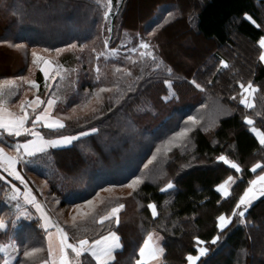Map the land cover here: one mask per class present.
Wrapping results in <instances>:
<instances>
[{
  "label": "trees",
  "instance_id": "obj_1",
  "mask_svg": "<svg viewBox=\"0 0 264 264\" xmlns=\"http://www.w3.org/2000/svg\"><path fill=\"white\" fill-rule=\"evenodd\" d=\"M103 11L95 0H0V40L9 41L0 44V80L17 79L21 83L8 102L10 110L19 112V101L25 96L32 99L40 95L46 101L55 93L59 99L51 115L63 119L66 127L48 130L39 125L37 130L45 139L77 135L91 127L98 129L71 145L20 162L17 168L33 194L53 221L65 227L70 242H75L85 236L98 238L109 228L108 224L101 229L91 222L72 227L75 205L115 184L111 191H100L99 199L104 203L97 204L96 211L103 214L117 203L125 205L120 225L111 226L124 245L115 253L116 264H133L139 245L152 230L163 237L162 264H186L187 255L195 253L196 236L210 250L197 264H264V197L253 201L244 218L247 223L234 219L221 233L216 221L220 213H231L248 182L259 173L251 172L252 164L264 163V146L244 122V116H250L254 126L264 130V63L259 60L258 44L264 36V0H113L107 20ZM21 18L23 22L18 23ZM187 33L189 38L181 42L188 53L181 48L174 51L175 40ZM141 38L152 46L158 61H164L160 71H153L150 59L141 61L139 52L126 58L125 49L136 46ZM105 39L109 41L108 49L116 48L118 54L97 60L92 49L107 53ZM192 39L205 46L201 56L190 51L195 49ZM73 42L77 48L60 55L43 52L44 48L65 47ZM13 44L24 46L16 48ZM80 45H86L83 51ZM32 48L62 65L63 79L57 76L55 81L49 80L51 89L44 87L43 73L32 63ZM220 60L227 61L229 67H220ZM97 65L100 81L96 80ZM167 67L173 69L170 76ZM116 68L121 71L116 72ZM21 76L36 80L39 89L20 82ZM165 79L172 81L171 91L176 93L169 100L163 99L170 95ZM193 79L205 90L195 88ZM249 80L260 89L254 94L253 109L239 103V82L247 84ZM100 87L112 91L101 93L102 105L93 100L91 107L97 109L93 114L83 107V102L91 98L85 93H95ZM233 95L236 100L231 99ZM202 104L206 107L201 108ZM76 105L81 107L73 113ZM188 115L203 120L189 133L186 147H173L164 155L163 142L184 126ZM17 140L23 142L22 137L0 136V143L8 149ZM157 146L162 151L148 164ZM222 154L240 164L242 171L238 173L217 161ZM136 175H142L144 183L135 192L120 186ZM228 175H233L236 183L230 187L229 197L224 198L216 186ZM9 179L23 190L19 181ZM169 180L175 189L161 192ZM9 195L10 185L0 179V218L8 222V227L0 230V245H14L15 241L20 246L14 264L27 260L23 256L25 246L44 249L28 261L39 264L41 258H47L42 221L21 217L13 227L11 220L15 217L9 214L14 211L7 203ZM152 202L157 205L155 218L147 208ZM29 211L38 216L31 206ZM218 234L220 240L213 245L212 237ZM3 259L0 253V264Z\"/></svg>",
  "mask_w": 264,
  "mask_h": 264
},
{
  "label": "snow or ice",
  "instance_id": "obj_2",
  "mask_svg": "<svg viewBox=\"0 0 264 264\" xmlns=\"http://www.w3.org/2000/svg\"><path fill=\"white\" fill-rule=\"evenodd\" d=\"M95 2L97 5L103 7L104 11L102 15L103 18L107 20L112 14L113 0H95ZM169 15H171V13H169ZM245 15L254 25L260 27L251 16ZM22 22V18L18 20V23ZM107 31L110 32L111 28H108ZM8 43L9 41L7 40H0V44ZM103 43L105 48L108 49V39H105ZM258 44L261 49L259 60L264 62V36L259 38ZM12 46L20 48L24 45L13 44ZM85 47L86 45H80V50L83 51ZM76 48L77 44L73 42L65 45V47H57L55 49L44 48L43 52L49 53L54 51L57 55H60L66 50ZM92 51L96 53L97 60H99L101 56L108 58L118 54V49L116 48L108 49L107 53L96 52L95 48H93ZM137 52H139V59L141 61L146 59L151 60L153 71L161 70L164 61L162 59L158 61L152 46L142 38L136 46L125 49L126 58L131 59L132 54H136ZM31 56L33 65L39 67L40 71L43 73L45 82L44 87L46 89H51L52 87V85L48 83L49 80L55 81L57 76L63 79L61 75L62 65H57L53 59L42 55L36 48H32ZM132 62L136 63V61ZM219 63L222 68L226 69L229 67L228 62L225 60H220ZM95 71L97 73L96 80L100 81V68L98 65ZM115 71L120 72L121 69L116 68ZM124 71L127 75H132L130 70L124 69ZM166 71L170 76L173 69L167 67ZM52 72H55V75H51ZM141 78L142 77H138L137 79ZM18 80L28 84L31 88L39 89V84L36 80L28 79V77L25 76L19 77ZM163 82L168 85L170 91V95L164 96L163 99L169 100L171 97L176 96V93L171 91L172 81L165 79ZM208 83H211V81ZM191 84L201 91L205 90L195 79L191 80ZM20 88L21 83H18L17 79L0 80V136L7 134L9 137L23 138V143L17 140L14 144L10 145L14 153L12 155H9L4 147H0V170H2V172H0V179L5 180L7 184L10 185V195L7 197V203L10 205L11 209L14 210L9 214L15 217L11 220V225L15 227L21 217L28 221H32L33 219L42 221V227L47 237V258H41L39 264H116L117 257L115 253L118 249H123L124 245L121 242V236L117 231L112 230L111 226L113 224L116 226L120 225V212L125 205L123 203H117L103 214L96 211L97 204L104 203L102 199H99L100 191H111L112 188L116 187L115 184L110 185L107 189L101 188L100 191H96L91 199L85 200L82 204H76V215L71 217L72 227H78L82 222H91L102 229L105 224H108L109 228L106 233L99 234L98 238L89 239L85 236L75 242H70L68 231H66L65 227L61 226L59 222L53 221L48 211H46L45 206L37 199L36 195L33 194L29 182L17 168L20 162H28L26 158L34 157L39 153H46L49 149L71 145L80 137L97 133L98 129L91 127L88 131H80L77 135H59L55 139H45L41 131L37 130L39 125H42L48 130H62L66 127L63 119L51 115L52 109L59 97H55V93H52L45 101L40 95H34L32 99H28L27 96H25L19 101V112H14L10 110L7 105L10 98L16 96ZM239 88L241 89L239 103L247 109H253L255 107L254 94L260 90L259 86L254 85L253 82L249 80L247 84L239 82ZM110 91H112L111 88L100 87L95 93H85L86 97L90 96L91 98L83 102L84 109L90 110L95 114L97 109L91 107L93 100H95L97 104L102 105L103 98L101 93ZM231 99L236 100L237 97L233 95ZM79 107H81V105H76V107L72 109V112L76 113ZM200 107L204 108L206 105L202 104ZM102 114L103 113H101V115ZM257 115H260V113H257ZM68 118L70 119L71 117ZM202 120L203 117L198 119L196 115H188L187 119L184 121V126L180 127L179 131L174 132L167 141L163 142L165 145L163 148L164 155H167L173 147H186L189 133L193 131L194 127L200 125ZM244 122L249 126L250 131L258 138L259 144L264 146V130L255 127L254 120L250 116H244ZM25 134L32 138L28 139ZM161 151V146H157L148 164L155 161L157 159V154L161 153ZM216 160L222 161L225 165L230 166L231 169H234L238 173L242 171L240 164L234 160H230L226 155H219L216 157ZM148 164L144 165L145 169H147ZM257 170H259V173L254 179L248 182V187L243 191V194L239 196L231 213L225 214L222 212L216 217L217 227L221 233L233 224L234 219L240 224L247 223L244 218L246 217L248 209L252 206L253 201H256L260 197H264V163L258 161L252 164L251 172L257 173ZM3 173H7V176L3 175ZM9 177H15V179L23 185V190H21L16 183H13ZM143 183L144 177L142 175H136L126 185L120 184V186L130 188L135 192ZM234 183H236V178L233 175H228L222 183L216 186L217 191L221 193L224 198H227L230 195V187ZM45 184H47V181H45ZM173 189H175V184L172 180H169L160 191L167 192ZM129 195H132V193L130 192ZM56 202L59 204L60 200L57 198ZM165 203H167V201ZM217 203H219V201H217ZM29 206L34 209L38 216H33V212L29 211ZM85 208H87V211L84 210ZM147 208L151 210L152 217H157L156 203H149ZM65 223L67 224V222ZM7 227L8 222L4 218H0V229H5ZM53 229L55 231H53ZM162 240L163 237L157 234L155 230L147 231L146 237L138 247L136 253L138 258L134 259L133 264H160L161 257H163L165 253V248L161 245ZM194 240L196 243V254L193 255L189 253L187 255V264H197L201 258L207 257L210 251L208 247L204 246L205 241L199 236L194 237ZM219 240L220 235L218 234L212 237L211 243L215 245ZM13 244L15 245L14 251H18L20 246L16 244L15 241H13ZM42 251L45 250L36 247L28 248L25 246L23 256L27 258V260L20 261V264H28V261ZM0 253H2L4 257L3 264H9L8 245H0Z\"/></svg>",
  "mask_w": 264,
  "mask_h": 264
},
{
  "label": "rangeland",
  "instance_id": "obj_3",
  "mask_svg": "<svg viewBox=\"0 0 264 264\" xmlns=\"http://www.w3.org/2000/svg\"><path fill=\"white\" fill-rule=\"evenodd\" d=\"M246 18H247V16H246ZM250 21V20H249ZM189 34L187 33L186 35H184V36H182V37H178L176 40H175V42L173 43V46L175 47L174 48V51H176L177 52V48H181L183 51H185V52H187L188 53V51L186 50V48H185V46L184 45H182V40L183 39H187V38H189ZM182 39V40H181ZM194 44L195 45V49H193V50H190L192 53H196V55H199V56H201L202 55V53H204V51H206L205 50V46L203 45V43L202 42H199L198 43V40L197 39H192V41H191V44ZM210 45H211V49H213L214 48V46H213V44L212 43H210ZM184 62H185V60H184ZM264 63V62H263ZM258 139V138H257ZM256 176V175H255ZM255 178V177H254ZM253 178V179H254ZM222 183V182H221ZM216 189H217V187H216ZM222 195V194H221ZM263 226V225H262ZM6 229V228H5ZM5 229H1V230H5ZM261 229H263V227L261 228ZM53 231H55L54 229H53ZM157 234H159L158 232H156ZM160 235V234H159ZM161 236V235H160ZM204 246H206V245H204ZM14 247H15V245H9L8 246V252L10 253L11 251H14ZM14 253H15V255L16 256H18V254H19V250L18 251H14ZM196 254V252L193 254V255H195ZM13 260H14V257H13ZM2 264H3V261H2ZM160 264H162V260H160ZM186 264H187V262H186Z\"/></svg>",
  "mask_w": 264,
  "mask_h": 264
},
{
  "label": "crops",
  "instance_id": "obj_4",
  "mask_svg": "<svg viewBox=\"0 0 264 264\" xmlns=\"http://www.w3.org/2000/svg\"><path fill=\"white\" fill-rule=\"evenodd\" d=\"M254 134V133H253ZM255 135V134H254ZM256 137V136H255ZM32 138V137H31ZM30 138V139H31ZM256 139H257V137H256ZM258 140V139H257ZM23 143V142H22ZM0 147H4V149H5V151L9 154V155H12V154H14L13 153V150L12 149H8V148H6L5 146H3L1 143H0ZM0 172H2V170H0ZM14 180H16L15 179V177H12ZM46 246H47V237H46ZM9 249V248H8Z\"/></svg>",
  "mask_w": 264,
  "mask_h": 264
},
{
  "label": "built area",
  "instance_id": "obj_5",
  "mask_svg": "<svg viewBox=\"0 0 264 264\" xmlns=\"http://www.w3.org/2000/svg\"><path fill=\"white\" fill-rule=\"evenodd\" d=\"M13 257L14 258L16 257L14 251L12 252V254L9 255V264H13V262H14Z\"/></svg>",
  "mask_w": 264,
  "mask_h": 264
}]
</instances>
